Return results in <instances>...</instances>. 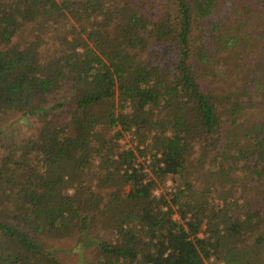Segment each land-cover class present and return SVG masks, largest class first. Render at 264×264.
I'll use <instances>...</instances> for the list:
<instances>
[{"label": "trees", "instance_id": "16d2710c", "mask_svg": "<svg viewBox=\"0 0 264 264\" xmlns=\"http://www.w3.org/2000/svg\"><path fill=\"white\" fill-rule=\"evenodd\" d=\"M8 115L0 264H264V0H0Z\"/></svg>", "mask_w": 264, "mask_h": 264}, {"label": "rangeland", "instance_id": "374dc122", "mask_svg": "<svg viewBox=\"0 0 264 264\" xmlns=\"http://www.w3.org/2000/svg\"><path fill=\"white\" fill-rule=\"evenodd\" d=\"M38 125L36 118H22L18 115H8L0 119V155L4 152L2 146L18 144L35 135ZM130 139V135L126 136L121 144L128 143ZM170 185L171 182L167 181L166 186L169 187ZM161 190L163 189H159L155 193L158 194ZM175 218L178 217L175 216ZM87 252L85 247L79 245L75 254L67 256V264H79L81 258L87 257Z\"/></svg>", "mask_w": 264, "mask_h": 264}]
</instances>
